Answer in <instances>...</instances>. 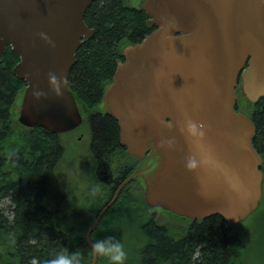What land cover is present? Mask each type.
Wrapping results in <instances>:
<instances>
[{"label": "water", "instance_id": "1", "mask_svg": "<svg viewBox=\"0 0 264 264\" xmlns=\"http://www.w3.org/2000/svg\"><path fill=\"white\" fill-rule=\"evenodd\" d=\"M95 1L0 0V60L10 47L26 84L22 126L63 134L82 124L68 82L95 34L85 23ZM140 9L157 28L124 48L103 94L120 144L145 160L125 184L141 178L150 208L242 224L261 205L264 175L255 123L235 106L264 97V0H144ZM114 202L86 233L91 264V234Z\"/></svg>", "mask_w": 264, "mask_h": 264}, {"label": "trees", "instance_id": "2", "mask_svg": "<svg viewBox=\"0 0 264 264\" xmlns=\"http://www.w3.org/2000/svg\"><path fill=\"white\" fill-rule=\"evenodd\" d=\"M85 23L95 34L79 48L68 85L80 105L89 108L95 101V110L97 97L112 80L119 42L140 40L151 30L143 14L130 8L126 0H96L86 12ZM19 60L10 47L0 60V264H57L62 258L70 264H91L93 252L85 235L106 200H67L66 189V197L59 199L54 177L67 156L66 146L61 135L18 122L26 86L12 72ZM235 109L243 110L255 123L254 146L263 159L264 172V97L256 104L241 99ZM91 127L98 173L109 181L114 153L126 148L119 144L117 122L111 116L95 113ZM73 166L79 165L73 161ZM118 199L91 235L95 246H101L97 247V264H236L246 249L240 231L247 221L230 225L212 216L194 222L188 234L175 242L172 232L184 228L156 223L144 200ZM114 213L121 218L140 215L136 236L124 242L123 261H113L107 253L109 246L117 245L110 233ZM255 213L264 218V200ZM73 231L76 235L70 238L67 233Z\"/></svg>", "mask_w": 264, "mask_h": 264}, {"label": "flooded vegetation", "instance_id": "3", "mask_svg": "<svg viewBox=\"0 0 264 264\" xmlns=\"http://www.w3.org/2000/svg\"><path fill=\"white\" fill-rule=\"evenodd\" d=\"M143 1L144 0H138L137 5H129V7L134 8L143 14V16L146 19V26H147V28H149L151 30L150 33H152L157 28V26H155V25L149 26L148 25V22L151 19L147 16L145 11L140 9V5ZM89 28H91V27H89ZM91 29H94V28H91ZM150 33H148L147 35L142 37L140 40H136V41L131 40L130 38L122 39L118 44L119 45V49H118L119 53L116 56V60H115L116 67H117L119 62L124 61V56H123L124 48L128 45H133V44H137V43L141 42ZM115 70H116V68H115ZM113 75H114V73H113ZM112 78H113V76H112ZM107 86L104 88L103 92H101L100 96L97 97V99H96L98 101L97 102L98 104L96 103V106H95L96 111L93 108L94 107L93 104L95 101H93V103L90 106L88 105L89 108L86 107V110L89 113L87 111L85 112V110L82 112V108H81L82 105H80L77 102L80 113L82 115V119H83L81 125H83V123L86 121V118H84L85 114L88 113V115H89V117H87L88 118L87 120H89L88 124H89L90 132H91V141L89 143L88 154L86 157V161L88 164H86L84 167L72 166V175L70 176L71 180L69 181L70 184L69 185L66 184V186L65 185L63 186V181L60 182L59 190H58L60 200H61V198L66 197L65 194L63 193V189H66L67 190L66 194H68L67 200H98V199L99 200H106V202H103L104 207L107 206L112 200H116V198H119L118 200H144L145 201V199H144L145 183L141 178L137 177V178L133 179L132 181H130L129 183L125 184L127 179L133 173H135L140 167H142V165L145 163V160H140V159H137V158L129 155L126 150L125 151L119 150L116 153H114L113 164H111L110 169H109V171L111 173L110 174L111 179L109 181H106V180L102 179V177H100V175L98 173V170H99L98 161L96 160V157L93 154L92 149H91L92 136H93L92 135L93 134L92 127H91V119L95 113H99L103 118L107 115L105 113L104 104H103V94H104V91L107 88ZM81 125L78 128L74 129L73 131L63 133V134H72V133L76 132L81 127ZM63 134H61V135H63ZM119 144H120V137H119ZM76 169L78 170V172ZM85 174L88 175L89 180H87L86 176H84ZM263 175H264V172H263ZM262 200H264V197L262 198ZM103 208L99 212H101L103 210ZM150 209L152 210V214H153V217H154V220L156 223H164V224L166 223V225H167V220L170 219L171 221L176 222L182 228L185 229L181 232H178V231L172 232V236H170V237L175 242L178 241L176 238L179 237L180 235H187L188 234L189 231H187V229H189V227L194 222L201 223L204 221V220L191 221L190 219L177 216L175 214L164 211L162 209H158V208H150ZM99 212H98L96 218H98V216L100 214ZM104 216H105V214L100 219L98 225L100 224V222L102 221ZM163 218H169V219L164 220ZM95 220H94V222H95ZM98 225L96 226V228L98 227ZM67 235L70 238H72L76 234H75V231H73V232L67 233ZM85 238H86V235H85ZM96 249H97V247H96ZM97 251H98V249H97ZM98 254H99V252H98Z\"/></svg>", "mask_w": 264, "mask_h": 264}, {"label": "rangeland", "instance_id": "4", "mask_svg": "<svg viewBox=\"0 0 264 264\" xmlns=\"http://www.w3.org/2000/svg\"><path fill=\"white\" fill-rule=\"evenodd\" d=\"M126 3L127 5H137L138 0H126ZM83 106L84 105L82 104L81 107L82 112L84 110L86 112L87 106L84 107ZM88 113L85 114L84 117L86 118V121L83 123V125H81V127L76 132L72 134L61 135V140L66 146L67 156L65 158V161L61 165L59 172H57L54 177V181L56 185H60L61 181H64L68 185L70 184L69 182L71 180L70 172L72 170L73 161L75 162L76 165L79 166L81 165V163L82 164L84 163V165L88 164L86 161V157L88 154L89 143L91 141V132L87 120L88 119L87 117H89ZM84 176H86L87 180H89L87 174H85ZM97 201L98 200H91L92 203H95ZM4 206H6V204H4ZM114 214H112L113 215L112 218H114L112 221L114 228L113 231H111L110 233L113 238V242L115 240L117 245L109 246L108 250L115 249L118 247L121 250H123V247L125 246L124 242L129 241L130 238L136 236L137 228L135 226L138 225V217H137L138 213H133L132 216L124 215L122 216V218L118 213H116L115 215ZM262 218H263L262 215H258L257 213L252 214L248 218L246 226H242V231L240 232L241 233L243 232L244 234L246 249L242 253L243 256H241V258L236 264H264V218L263 219ZM163 219L165 220L169 218H163ZM167 224L169 226L171 225L172 227L180 226L179 224H177L174 221H171L170 219L167 220ZM108 254L112 255L114 253H108ZM109 259L111 258L109 257Z\"/></svg>", "mask_w": 264, "mask_h": 264}, {"label": "clouds", "instance_id": "5", "mask_svg": "<svg viewBox=\"0 0 264 264\" xmlns=\"http://www.w3.org/2000/svg\"><path fill=\"white\" fill-rule=\"evenodd\" d=\"M191 127L192 130L195 131V126L192 125ZM97 247L100 248L101 246L97 245ZM107 253H114L110 257L113 261H123L125 257V253L119 247L115 249H110ZM57 264H70V262L62 258L59 262H57Z\"/></svg>", "mask_w": 264, "mask_h": 264}, {"label": "bare ground", "instance_id": "6", "mask_svg": "<svg viewBox=\"0 0 264 264\" xmlns=\"http://www.w3.org/2000/svg\"><path fill=\"white\" fill-rule=\"evenodd\" d=\"M122 176V175H121ZM124 177V176H123ZM97 190V189H96ZM130 193V192H129ZM99 200V199H98ZM108 201V200H107ZM54 208V207H53ZM100 213V212H99ZM70 215V214H69ZM138 216H140V215H138ZM144 216H142V218H143ZM152 217V216H151ZM97 219V218H96ZM106 219V218H105ZM125 219V218H124ZM139 219V218H138ZM119 220V219H118ZM109 221V220H108ZM139 221V220H138ZM151 221V220H150ZM112 222V221H111ZM142 222V221H141ZM113 224V223H112ZM74 225V224H73ZM138 226V225H137ZM136 227V226H135ZM68 228V227H67ZM78 228V227H77ZM71 230V229H70ZM104 232V231H103ZM132 236V235H131ZM62 237V236H61ZM74 237V236H73ZM68 242V241H67ZM6 245H7V243H6ZM247 252V251H246ZM243 256V255H242ZM261 259V258H260ZM262 263V262H261Z\"/></svg>", "mask_w": 264, "mask_h": 264}]
</instances>
